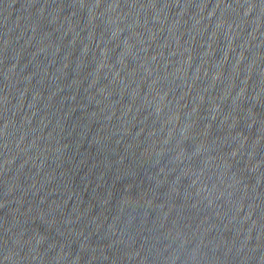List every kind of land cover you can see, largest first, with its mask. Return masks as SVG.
I'll list each match as a JSON object with an SVG mask.
<instances>
[{"label": "water", "instance_id": "obj_1", "mask_svg": "<svg viewBox=\"0 0 264 264\" xmlns=\"http://www.w3.org/2000/svg\"><path fill=\"white\" fill-rule=\"evenodd\" d=\"M218 95L264 194V0H186Z\"/></svg>", "mask_w": 264, "mask_h": 264}]
</instances>
